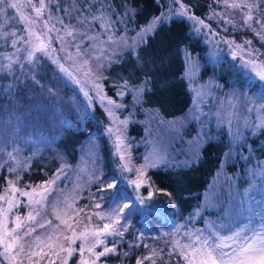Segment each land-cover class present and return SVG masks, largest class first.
Masks as SVG:
<instances>
[{"label": "trees", "instance_id": "16d2710c", "mask_svg": "<svg viewBox=\"0 0 264 264\" xmlns=\"http://www.w3.org/2000/svg\"><path fill=\"white\" fill-rule=\"evenodd\" d=\"M180 1L193 15L211 23L205 18V14L216 9L214 0ZM118 2L124 5L128 0ZM86 3V0L49 2L52 12L63 6L70 8L73 4L82 9ZM156 3V0H135L134 6L129 8L127 19L131 21L146 7ZM168 26L174 31L164 38L166 41L154 44L152 41L157 36L150 38L148 43L151 48H142L140 65L133 60L129 61V66H125L124 78L129 80L126 83L128 85L133 82V72L140 73L146 79L151 93L156 92L154 101L162 111L168 112V116H174L184 112L190 103L182 77L180 50L191 51L204 69L210 73L214 70L207 64L204 46L190 31L183 18H171ZM14 29L15 37L0 36V193L7 189L9 180L20 191L31 187L39 189L42 183L52 179L64 165L63 173L56 181L57 191L48 196L49 207L51 200L53 202L57 196L63 199L59 192L62 189L74 203V209L70 213L73 212L75 218L71 223L73 228H78L85 222L98 223L94 212L95 202L102 196L104 202L100 208L109 204L112 194L117 190L121 197L130 191L135 192L136 200L128 201L132 205L131 210L125 209L126 215L120 221V225L126 228L124 235L102 237L108 247H113V241H116L117 254L101 257L97 264H136L138 259L148 256L156 264H186L179 255L181 247L193 242V234L208 235L209 225L221 235H229V229L242 227L248 223L250 216L254 217L253 224H259L255 211L259 210L256 201L264 200L263 130L251 136L245 132L246 136L234 145L224 127L217 128L206 123V131L202 134L205 135L204 144L195 163L189 167L174 165L149 169L139 190L136 191L134 186L127 189L128 186L122 182L128 177L127 170L122 169V166L126 164L131 168L132 171L129 172L136 178L137 164L140 162L136 155L128 147L125 149L129 150L126 152L127 157L118 159L107 129L105 130L103 111L93 104L88 110L76 93V88L62 76L47 56L36 53L34 66L24 63L27 46L21 24ZM19 35L24 39H20ZM13 38L19 40L15 46L12 44ZM17 49L22 50L17 52ZM9 55L19 57L25 64L23 71L15 63L11 72L7 70L5 66L9 62L6 57ZM155 56L162 59H154ZM261 61L264 63V58ZM109 66L111 65L107 67ZM129 68L130 72H127ZM161 72V75L154 77L155 73ZM224 75L217 72V76L221 78ZM104 76L112 78L115 74L108 70ZM232 85L246 90L248 95L260 92L259 82L247 80L241 74L236 76ZM49 89L55 95L50 94ZM146 93L145 90L143 95ZM175 105L179 106L165 110ZM134 128L129 130V134L135 131ZM129 134L127 136L133 138ZM184 134L188 136L187 128L184 129ZM86 144L92 147L96 156L94 164L89 162L86 166L90 169L89 173L80 166V157L84 153L82 148ZM231 146L238 153L237 158L228 156ZM9 152L13 153L16 160L9 158ZM221 160H227L225 166H219ZM16 161L20 162L19 167ZM9 167L16 171H8ZM98 175L105 181L116 183L117 188L109 189L107 193L98 192L95 181ZM253 186L254 190L245 195L246 190L253 189ZM141 196L145 198V203L139 201L138 197ZM49 207L44 213L48 214ZM250 207L254 211L250 212ZM48 216L51 217L50 214ZM52 222H56L53 215ZM178 225L182 226L184 233ZM197 230L201 231L198 233ZM102 247H97L96 251L102 250ZM153 249L156 250L155 255ZM0 264H9L1 252ZM144 264H151V261L144 259Z\"/></svg>", "mask_w": 264, "mask_h": 264}, {"label": "rangeland", "instance_id": "374dc122", "mask_svg": "<svg viewBox=\"0 0 264 264\" xmlns=\"http://www.w3.org/2000/svg\"><path fill=\"white\" fill-rule=\"evenodd\" d=\"M86 1L87 3H92L93 7L91 13L93 15L98 17L103 12L106 17L111 18L112 23L105 26L99 19L92 20L91 16H89L88 27L81 30L86 31L87 36L93 37V39L89 40L85 37L83 42H81V37L78 34L76 39H73L72 37L64 36V33L61 31L59 35L64 36V47L66 51L61 50V41L56 39L57 32H49L48 29L43 26V20L48 19L49 14H51L52 20L49 22L48 27L51 28L55 25L56 29L62 27L57 23V18L59 17H64L65 25L71 24L76 26L77 29H80V25L74 18L76 16L74 12H72L71 17L67 15L65 12V9H68L66 8L67 6H63L59 8L58 11L54 10L52 12L51 4H49L50 0H44L46 8L44 9L43 18L37 19V23L32 25V30L36 33V36H29L26 31L28 25L19 19V14L15 9L10 8L7 9V19L0 17V24H3L2 31L6 32V30L11 29L12 32H14V28L20 23L25 40H31L32 43L43 42L48 44V37H52L50 43L51 48L54 50L53 55H45L43 52L39 51L36 53L44 54L57 66L62 76L76 88V93L88 110H90L93 104V106L96 105L103 111L106 120L105 130L108 128L113 129L114 134L109 136L115 152V134H119L117 130L122 132V139L124 140L122 153L124 157H127L126 152L130 149L131 152L133 151L137 160L140 161L137 164V169L143 170L142 179L146 177L148 170L152 168L161 166V168H163L174 165L189 167L192 163H195L198 160L200 149L204 144L203 138L205 135L202 134L206 131V123H211L213 127L217 128L220 126L224 127L234 145L246 136L245 132H248L247 134L251 136L259 130L264 131V108L260 107L261 103H264V100L261 99V97H264V83L256 76V70L246 63L248 60L254 59L257 65L264 64L261 61L264 58V41L250 29L242 27L244 23L242 16L244 12L248 11L247 8L242 10L232 9L225 6L224 0H214L216 9L205 14V18L211 23L203 20L204 23L210 25V27H204L195 19L189 18L196 16L193 15L180 0H156L157 3L155 5L153 4L146 7L144 11L133 17L131 21L127 19V14L129 13V8L134 6L135 0H128V3L124 5H120L118 0H108V2L107 0ZM17 2L25 4V7L22 9L25 15L35 18L34 9L27 6L26 0H17ZM31 2L39 6L40 0H31ZM228 2L231 4L232 0H228ZM237 2H239V0H237ZM52 3L54 2L52 1ZM87 3L82 9L87 7ZM182 6L187 9L186 15L181 14L184 10ZM252 14L255 18L260 15V12L253 11ZM155 17H161L160 22L155 25L153 31L144 36V40L141 42L139 34H141L142 29L153 22ZM171 18H183L186 21L190 31L199 38L202 46H204L203 52L207 58L209 68L215 71L210 73L209 70L204 69L198 62V57L193 55L191 51L186 49L180 50L183 63L182 77L184 78L186 89L190 97V103L184 112L174 116H168L166 114L168 112L162 111L154 101L157 97L156 92L154 94L151 93L148 85L145 87L147 91L146 95H143L138 102L134 100V89L144 84L146 81L145 78H142L140 73H135L134 71L131 78L133 82L128 85L126 83L129 82V80L124 78L125 66L126 68L129 66L127 64L129 61L133 60L138 63V66L140 65V53L142 52V48L150 46L148 43L150 38L157 36V38H154L155 40L152 41L154 44L164 42L166 41L164 38L170 36L172 31H174L168 26V22ZM228 19L233 20L236 27H233L232 24L225 23ZM197 28H199L200 31H197ZM37 36L39 40H37ZM20 37L22 36L19 35V38ZM225 39L234 41V44L225 43ZM249 40L252 42L251 45L245 43V41ZM76 44H80L81 52L84 53V55H75ZM241 44L244 45V50L239 51V54L234 57L232 52L235 45ZM26 46L25 58L32 44L26 43ZM150 48L151 46L149 49ZM67 53H71L72 58H68ZM249 53H251V55ZM54 59H59V63L62 64L72 76L78 79L80 83H76L67 73L62 72L59 66L54 63ZM154 59L161 60L162 57L155 56ZM84 60H88L87 65H84ZM24 63L28 64L27 61ZM108 65L111 66L107 67ZM136 68L139 70L141 69V67ZM130 69L131 68H129L127 72H130ZM108 70L111 72L114 71L115 76L112 78L104 76L105 71L107 72ZM85 72H87L88 75H85ZM217 72H221L223 75L225 74L224 77L221 78L217 76ZM161 74L162 72L160 74L155 73L154 77ZM238 74H241L247 80L259 82L260 92H258L257 95H248L246 90L238 89L232 85L233 80ZM95 85L101 86V94L105 97L103 101L97 96ZM85 92L88 93V97L84 95ZM121 92L124 94L120 95L119 93ZM197 93H200V95L198 96ZM89 97H91V100H89ZM109 99L114 100L116 104H109ZM116 105H123V107H117ZM178 106L179 105H175L172 106L173 108H165V110H172ZM109 110L112 111L111 116L109 115ZM125 120L127 121L126 125L120 123V121ZM191 123H194L193 126H191ZM135 124L137 125L135 126ZM132 128L135 129L136 133L133 131L129 134V130ZM139 128L141 130H139ZM185 128L188 130V136L184 134ZM139 131L141 134H138ZM128 134L133 138L128 137ZM128 147L129 150L125 151ZM82 149L84 153L80 157V166L86 173H89L90 169L86 168V166L89 162L94 164L93 160L96 158L95 152L89 144H86V146L83 145ZM227 154L228 156L232 155L234 158L238 157V153L232 146L228 149ZM145 157L148 158L147 164L150 165L154 163L155 166H146ZM118 159L123 160L119 155ZM226 163L227 160H221L219 166H225ZM127 176L128 177L123 179L122 182L128 186L127 189H129L134 186L131 181L137 179V177L134 178L129 171H127ZM44 184L45 182L42 183V185ZM32 189H36L37 193L42 191V188L37 189L31 187L24 191L19 190L13 194L11 187L8 186L6 189L7 191L5 190L3 193H0V196L6 197L5 200H0V207L6 209L8 206L6 200L8 198L14 199L15 206L9 213L10 221L14 222L17 215L23 220L24 217L32 211V208L35 207V205L29 203L28 197L21 194L25 191L31 192ZM135 189L137 191V188ZM35 195L36 194L33 193L34 197ZM135 195V192L130 191L127 195H123L124 197L119 195L120 197L116 198V200L117 202L128 203L130 199L133 201L136 200ZM111 200L112 197L106 207L96 208L94 210L98 223L86 224L85 222L78 228H74L77 233L84 231L85 228L91 232L93 229L102 227L104 223H109L110 221L107 219L101 220L96 213H107L110 210ZM103 202L104 199H99L95 204H102ZM51 204L52 200L48 209V214H50L51 217L42 212L41 217H38V219L47 215V218L52 220ZM70 215L74 216V213L71 212ZM57 222L56 220L53 224H57ZM12 226L13 224L10 223L9 227ZM178 227L181 229L182 233H184L182 226L178 225ZM44 231V229L38 228L36 234ZM66 234L71 235V232ZM102 237L103 236H101L100 239H102ZM25 239L29 238L26 237ZM80 243L81 242L77 240L74 247L79 248ZM0 252L4 253L2 246H0ZM65 255V253H61L62 257ZM73 256L68 260V264H78L79 254L74 253ZM89 257L90 254L85 250L84 258L89 259ZM49 259L50 257L45 256V258L40 261V264H48ZM51 259L56 258L51 257ZM23 264H29L28 260L24 259ZM56 264H61L60 260H56Z\"/></svg>", "mask_w": 264, "mask_h": 264}, {"label": "snow or ice", "instance_id": "6c2138e0", "mask_svg": "<svg viewBox=\"0 0 264 264\" xmlns=\"http://www.w3.org/2000/svg\"><path fill=\"white\" fill-rule=\"evenodd\" d=\"M224 3L226 7H230L232 9L242 10L247 8L248 11L244 12L242 16L244 22L242 27L250 29L257 36H259L262 41H264V0H239V2H237V0H232L231 4H229L228 0H224ZM26 4L28 7L34 9L35 18L25 15L22 11V9L25 7V4H21L17 2V0H0V17L7 19V9H15L19 14V19L28 25L26 31L28 32L29 36H36V33L32 30V25L37 23V19L43 18L46 4L44 0H40L39 6L32 4L31 0H26ZM92 7V3L88 2L85 9L76 8L75 4H73L72 7L65 9V12L69 17H71L73 11L77 13L74 18L80 25V29H77L76 26L71 24L65 25L64 17L57 18V23L62 26L60 29H56L55 25H53L51 28L48 27L49 22L52 20L51 14H49L48 19L43 20V26L47 28L49 32H57L56 39L61 41L62 51H66L64 47V36H69L73 39H76V35L78 34L81 37V42H83L85 37L89 40L93 39V37L87 36L86 31L81 30L88 27L89 16H91L92 20L99 19L105 26L112 23L111 18L106 17L103 12L98 17L93 15L91 13ZM182 9L184 10L181 14L186 15L187 9H185L184 6H182ZM253 11H259L260 15L254 18L252 14ZM189 18L195 19L200 25H203L204 27H210V25H206L204 21L200 20L199 18L194 16ZM160 20L161 17H155L152 23L142 29L141 34H139L141 42H143L145 35L154 30L155 25L159 23ZM225 23L232 24L233 27H236L235 22L231 19L226 20ZM2 28L3 24H0V36L5 38L8 36L15 37L14 32H4L2 31ZM196 30L200 31L199 28ZM61 31L64 33V36L59 35ZM36 38L39 40L38 36ZM20 39L24 38L21 37ZM51 39L52 37L49 36L48 44L43 42L32 43L31 40L24 41L25 43L32 44V47L27 51V56L25 58L29 65L34 66L36 62L35 53L38 51L43 52L45 55H53L54 50L51 48ZM18 42V39H12V44L14 46ZM225 43L234 44V41H228L225 39ZM245 43L251 45L252 42L249 40L245 41ZM75 48L76 56L84 55V53L81 52L80 44H76ZM21 50L22 49H17V52H20ZM241 50H244L243 44L235 45L232 55L235 57ZM249 54L251 55V53ZM67 56L68 58H72L71 53H67ZM6 59L9 63L5 67L9 72L12 71V65L14 63L18 64L20 69L23 71L25 64L19 60V57L14 59L13 55H9L6 57ZM54 63H56L60 70L67 73L68 76L76 83H80L78 79L72 76V74L69 73L68 70L59 63V59H54ZM83 63L84 65H87L88 60H84ZM246 63L256 70V76L262 83H264V64L257 65L254 59H250ZM85 75H88V73L85 72ZM146 85L147 81L134 89L133 98L137 102L143 96ZM95 87L97 89V96L101 99V101H103L105 97L101 94V86L95 85ZM49 93L55 95L52 89H49ZM119 94L123 95L124 93L121 92ZM84 95L88 97L87 92H85ZM197 95L199 96L200 93H197ZM261 99L264 100V97H261ZM89 100H91V97H89ZM108 103L112 105L116 104V102L111 99H109ZM116 106L123 107V105ZM260 107L264 108V103H261ZM109 115H112L111 110H109ZM120 123L126 125L127 121H120ZM107 132L109 135L114 134L112 128H108ZM117 132L119 134H115L116 154L119 155L121 159H124V155L122 153V146H124L122 132L120 130H117ZM8 156L10 159L16 160V157L12 152H9ZM145 160L146 166H155L154 163L150 165L147 164V157H145ZM16 164L17 167L20 166L19 161H16ZM63 168L64 165H62L61 168L57 170L56 175L52 179L46 181L44 185L40 186L42 188L41 192L37 193L36 189H32L31 192L25 191L21 193L23 196L28 197L30 204L35 205V207L32 208V211H30L23 220L19 215L15 217L14 222L9 220V213L15 206L13 198H8L6 200L8 205L6 209L0 207V246L3 247L4 257L9 261V264H23L24 259H27L29 264H40V261L43 260L45 256L50 257L48 264H56V260H60L61 264H68V260L73 256L74 253L79 254L78 264H97L101 257H105L109 254H117L115 247L116 241H113V247H108L106 245L105 239H100V237H122L124 235V231L126 230V228L120 225V221L126 215L125 209L131 210L132 205L128 203L117 202L116 197L119 195L118 190L112 194L110 210L107 213H96V215L101 220L107 219L110 222L104 223L102 227L93 229L91 232L85 228L84 231L77 233V231L73 228V224L70 221H72L74 217L69 213L74 209V203L71 199H69L67 194H64L62 189L59 190V192L61 196H63V199H61L60 196H57L54 198V201L51 204V214L59 223L53 224L52 220L47 218V215L38 219V217H41V213L49 207L48 196L52 192L57 191L55 188L56 181L63 173ZM122 169L132 171V169L128 168L126 164L122 166ZM8 171L12 172L16 171V169L9 167ZM142 176L143 170L137 169V179L131 181V183L137 189H139L144 183ZM95 181L97 183L98 192L107 193L109 189L117 188L116 183L105 181L103 177L99 175L95 177ZM8 185L11 187L13 194L19 191L13 181L9 180ZM252 190H254V186L253 189L246 190L245 195L248 194V191ZM33 193L36 194L35 197L33 196ZM149 197H151V193H149ZM5 199V196H0V200ZM101 199H104V197L102 196ZM138 199L141 203H145L144 197L141 196L138 197ZM256 204L259 207V210L255 211V217H259L258 225L253 224L252 221L254 217L250 216L248 218V223L244 224L242 227H234L229 229V235H221V233L217 231L216 228L209 225V234L206 236L201 234H193V242L183 245L179 255L183 257L184 261H186V264H264V200L256 201ZM61 205H63L62 208ZM95 207L100 208L101 204L96 203ZM249 211L251 212L254 210L250 207ZM76 214L78 215V211ZM88 219H91V217ZM10 223L13 224L12 227H9ZM38 228L44 229L45 231L36 234ZM200 231L201 230H197L198 233ZM68 232H71V235H67L66 233ZM26 237L29 239H25ZM77 240L81 242L79 248L74 247ZM100 246H103L102 250L96 251V248ZM85 250H87V252L90 254L89 259L84 258ZM152 252L153 255L156 254L155 249H153ZM61 253H65L66 255L62 257ZM124 255H127V253H124ZM169 256H171V253H169ZM51 257H55L56 259H51ZM144 259L150 260L151 264H156L155 260H152L151 256L138 259L136 264H144Z\"/></svg>", "mask_w": 264, "mask_h": 264}]
</instances>
